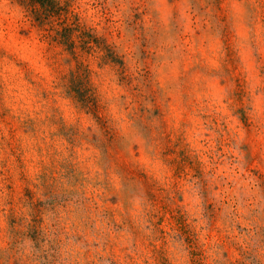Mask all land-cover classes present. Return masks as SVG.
I'll use <instances>...</instances> for the list:
<instances>
[{"label": "rangeland", "instance_id": "rangeland-1", "mask_svg": "<svg viewBox=\"0 0 264 264\" xmlns=\"http://www.w3.org/2000/svg\"><path fill=\"white\" fill-rule=\"evenodd\" d=\"M0 0V264H264V0Z\"/></svg>", "mask_w": 264, "mask_h": 264}, {"label": "trees", "instance_id": "trees-1", "mask_svg": "<svg viewBox=\"0 0 264 264\" xmlns=\"http://www.w3.org/2000/svg\"><path fill=\"white\" fill-rule=\"evenodd\" d=\"M21 2L39 5L43 8H51L55 13H60L63 10L58 0H20Z\"/></svg>", "mask_w": 264, "mask_h": 264}]
</instances>
